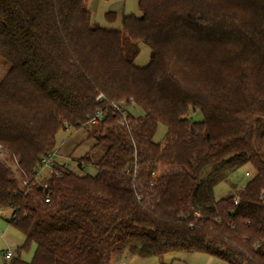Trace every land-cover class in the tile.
<instances>
[{"label":"trees","instance_id":"16d2710c","mask_svg":"<svg viewBox=\"0 0 264 264\" xmlns=\"http://www.w3.org/2000/svg\"><path fill=\"white\" fill-rule=\"evenodd\" d=\"M88 1L0 0V215L25 237L4 264H111L126 251L264 264V0H139L122 29L92 23ZM81 129L106 147L97 172L85 155L82 171L55 161L38 176L58 134ZM247 164L246 186L216 199Z\"/></svg>","mask_w":264,"mask_h":264},{"label":"rangeland","instance_id":"374dc122","mask_svg":"<svg viewBox=\"0 0 264 264\" xmlns=\"http://www.w3.org/2000/svg\"><path fill=\"white\" fill-rule=\"evenodd\" d=\"M88 9L91 14V21L94 24H98L101 27L122 29L121 19L124 15L134 14L137 17L142 16V11L139 7V0H89ZM108 13H115L116 18L109 20L107 18ZM140 54L136 59V63L139 66L146 65L150 60L151 49L148 45L141 43ZM10 69V64L0 57V81L6 75ZM131 113L135 115H141L140 109H130ZM195 120H201L200 114L194 116ZM92 129V127L90 128ZM166 134V127L160 125L157 135L155 137L156 142H161ZM57 148L60 150V154L57 157V161L60 164L70 163L71 168L76 171L81 170L79 158L88 155L91 164L87 167V172L94 174L97 172L95 166L96 163L106 151V147H96L95 138H88L87 130L81 129L78 131L68 130L61 131L57 137ZM7 161H9V157ZM12 164V163H11ZM82 171V170H81ZM169 171H177L175 168H169ZM211 169H205L203 176H210ZM246 172H251L254 175L253 169L249 164L240 166L234 171L230 172L226 179L220 181L214 187V195L216 199L225 198L228 195H237L249 182V177H246ZM212 173V172H211ZM49 171H45L42 176H47ZM253 177V176H252ZM238 197V196H236ZM239 198V197H238ZM11 218V211L6 210L0 215V264L7 262L4 257V253L7 250H12L14 253L25 242L24 235L9 224ZM35 252V245H32L28 250L22 252V258L25 261H31ZM111 264H226L217 259L203 253H172L163 257H141L128 251L121 255H117L113 258Z\"/></svg>","mask_w":264,"mask_h":264},{"label":"built area","instance_id":"2783aa9c","mask_svg":"<svg viewBox=\"0 0 264 264\" xmlns=\"http://www.w3.org/2000/svg\"><path fill=\"white\" fill-rule=\"evenodd\" d=\"M101 99H102V96H99V97L97 98V100H99V101H100ZM103 117H104L103 112H101V111H97V112L93 115V117L91 118V122H92L93 124H98V123H100V122L102 121ZM5 154H6V152H5V150H4V147H3L2 145H0V159H5V160H6ZM55 156H56V154L54 153V154H52V155H50V156H48V157H46V158H44V159L42 160V164H41V166L39 167L38 172H37V175H38V176H40L41 174H43L44 171L49 170V169L52 168V166L55 164V161H56ZM67 165H68V167H71V164H70V163H67ZM245 175H246V177H249L250 179H251L252 176H253V174H251V172H246ZM25 184H26V183H25ZM238 200H239V198L236 197V198H235L236 203H238ZM14 256H15V253H14L12 250H7V251L4 253V257H5V260H6V261L11 260Z\"/></svg>","mask_w":264,"mask_h":264},{"label":"crops","instance_id":"0c3cea01","mask_svg":"<svg viewBox=\"0 0 264 264\" xmlns=\"http://www.w3.org/2000/svg\"><path fill=\"white\" fill-rule=\"evenodd\" d=\"M58 149V148H57ZM60 154V150H58V152H57V155H56V161H57V157H58V155ZM58 162V161H57ZM3 214V213H2ZM218 261H220V260H218ZM222 262V261H221ZM223 263H225V262H223Z\"/></svg>","mask_w":264,"mask_h":264}]
</instances>
